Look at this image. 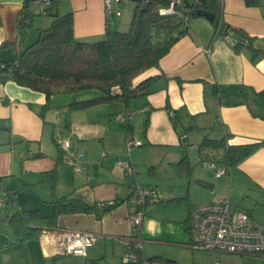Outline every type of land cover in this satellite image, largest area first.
Wrapping results in <instances>:
<instances>
[{"label":"crops","instance_id":"crops-1","mask_svg":"<svg viewBox=\"0 0 264 264\" xmlns=\"http://www.w3.org/2000/svg\"><path fill=\"white\" fill-rule=\"evenodd\" d=\"M26 1L0 0V62L16 61L22 50L31 44L27 42L30 32L21 41L22 30L17 27L18 11ZM38 1H28L34 22L37 10L40 12ZM221 1L222 20L230 28L229 34L214 35L215 26L206 17L199 16L190 20L188 33L178 38L161 58L159 66L146 70L134 80L139 83L149 79L146 89L149 91L139 92L127 103L115 101L81 110H69L67 104L70 101L60 107L52 105L56 93L49 97L46 105L44 93L12 80L0 82V175L7 177V187L13 188L14 192L18 186L24 188L20 190L22 193L16 201V210L12 208L17 197L0 210V264H45L54 256L51 244L42 236L44 230L36 239L19 242L7 222L9 216L18 210L36 209L42 215L52 212V208L51 212L49 210L52 207L49 203L52 199L51 187L43 176L46 171L57 170L56 196L76 195L77 191H87L90 186L93 198L87 197L93 201L91 204L103 200H125L122 198L125 187L121 191L117 184V169L114 166L109 168L102 153L119 158L117 155L124 147L127 128L126 120L118 119L117 116L130 110L133 111L129 120L130 133L142 141L139 146H143L137 150L141 152L140 155L136 150L132 154L131 161L135 167L141 165L142 156L148 152L161 151L165 158L168 157L167 166L175 164V161L180 167L188 164L192 167L190 175L184 167L181 170L190 181L202 180L211 186L207 188L210 189L208 193L190 187L192 191L185 195L191 202L190 206L227 199L235 208L247 211L255 220L264 224V103L257 99V93L264 90V57L253 62L250 51L245 47L236 51L231 42L234 40L235 43H242L239 33L234 31L238 29L251 38L254 48L264 50V0H257L254 5L246 4L245 0ZM51 11L56 14L72 13L74 36L78 41L102 39L107 26L114 30L126 27L118 19L121 13L119 16L111 14L106 17L103 0H61L52 4ZM130 11L132 13L131 8ZM41 28L45 26H36V37ZM214 87L229 93L226 94L229 104L221 102ZM116 123L121 124L125 130L117 127ZM225 133L230 134L228 144L260 145L238 165L228 168L226 173L216 176L213 170L215 179L207 178L196 170L186 146L190 143L197 159H202L203 153L198 151L201 140L205 136L220 138ZM183 134L186 138L181 143L180 136ZM62 140L68 141L70 152L83 153L78 164L92 168L90 173L88 170L76 171L62 159L64 153L59 147ZM182 158L184 161L180 163ZM90 181L94 182L91 184ZM134 186L130 187V193ZM171 191L168 189L169 193ZM25 194L27 196L23 197ZM192 195L198 202L191 201ZM119 204L104 213L100 220L93 214L61 215L57 228L87 230L99 234L105 223L104 215L113 212ZM186 219H169L174 225L169 230L161 228L158 233L152 231L153 220L142 219L141 234L146 239L156 236V233L172 239L170 231L174 227L172 234L175 240L189 248L187 243L190 237L184 222ZM154 244L158 245L159 250L147 257L142 247V257L167 259L163 254V245L155 240ZM88 249L84 256H71L76 260L86 258L90 254ZM208 253L210 260L217 256L221 264H237V256L264 259V256L248 254Z\"/></svg>","mask_w":264,"mask_h":264},{"label":"trees","instance_id":"trees-1","mask_svg":"<svg viewBox=\"0 0 264 264\" xmlns=\"http://www.w3.org/2000/svg\"><path fill=\"white\" fill-rule=\"evenodd\" d=\"M28 1L22 5L17 16V27L22 30L21 41L27 38L34 27L33 14L28 8ZM60 1L52 0V3ZM132 1L134 6L128 29L120 31L107 26L103 38L93 42L78 41L75 38L71 12L56 14L50 10L49 15L53 16L50 24L38 29L36 39L22 50L16 61L0 62V82L12 80L19 85L40 91L46 96V105L49 97L58 91L96 90L99 92L93 98L70 102L67 104L69 110H81L115 101L127 103L139 92H148L149 90L146 89L149 79L139 83H135L134 80L146 70L159 66L161 58L178 38L188 33L189 23L186 24L180 15L182 7H178L179 9L173 14L160 13L159 10L167 7L172 0ZM182 2L190 20L202 16L200 12L212 14L214 15L212 20L215 26L214 35L229 34L230 28L222 20L221 0H182ZM245 2L248 5H254L257 0H245ZM234 31L239 33L242 40V43L233 45L236 51L245 47L250 51L253 62L264 57V50L254 48L248 35L238 29ZM214 91L219 98H223L221 102L230 103L226 97V94H229L226 90L214 87ZM257 99L264 103V90L257 93ZM129 120L126 121L127 134H131ZM229 138L228 133L220 138L205 136L198 144V151L203 153L201 158L230 168L250 156L260 145V143L228 144ZM39 155L41 153L34 156ZM61 157L64 160V156ZM183 161L184 158L180 163ZM184 165L187 174L190 175L192 167L188 164ZM43 176L50 183L52 199L49 203L52 205V212L42 215L36 209H28L12 213L7 222L19 242L36 239L45 229L57 228L58 218L61 215L93 214L97 220H100L104 213L110 212L122 202L112 199V204L103 206L98 202L88 203L71 194L56 196L54 191L57 170L46 171ZM6 179V176L0 175V196H5L6 204H8L13 201L15 193L13 188L7 187ZM107 201L110 200L102 202ZM192 206L189 205V210ZM184 222L188 229V217ZM58 256L60 255L55 254L51 258L52 264ZM137 256L138 262L144 259H160L165 263L174 262L158 257L143 258L140 251H137ZM87 262L86 264H96L95 260Z\"/></svg>","mask_w":264,"mask_h":264},{"label":"rangeland","instance_id":"rangeland-1","mask_svg":"<svg viewBox=\"0 0 264 264\" xmlns=\"http://www.w3.org/2000/svg\"><path fill=\"white\" fill-rule=\"evenodd\" d=\"M133 6L134 2L132 0H122L120 5L121 16H119L118 19L121 20V24L122 22H124L126 27H123V29H120V31H126L128 29L130 22L129 18H131L130 8L132 10ZM37 11L38 12L34 22V27L31 29L29 37L27 39L28 44L32 43L36 38V26L46 27L49 24L50 20H52L53 18L52 15H44L41 14L39 10ZM55 93L56 94L53 95V99L51 102L52 105L55 104L59 107L69 101L72 102L74 100L89 99L99 94V92L96 90L77 92L61 91ZM51 110H53V108H51ZM54 112H56V110H54ZM120 125L121 124L116 123L117 127H119ZM179 128L183 130V128H181L180 126ZM120 129L125 130L123 126L122 128L120 126ZM142 147L143 146L134 147L131 151H128L125 140L124 147L121 149L120 154L117 155L119 157L118 159L115 155L111 156L106 152L102 153V156H105L104 160L109 163V168L111 166H114L115 169H117V184H119L118 186L121 191H123L125 187V192L122 195V198H124L125 200L119 204V206L116 208L117 210L115 209L110 214L104 215L105 223L103 229L100 230L101 233L99 232L96 243L90 246L91 248L89 247L88 249V252L90 254L92 253L93 255L89 254L90 257H81L78 258V260H76V258L71 255H60L56 258L53 264H86L85 262H89L90 259L95 260L94 263L96 264H123L125 262L124 256L130 251V249L126 244L122 242L123 239L120 238L130 235H139V239L142 240V247H144V254L147 257L151 256L154 252H157V250H159V248H157L158 245L154 244V240L157 241V243H161L164 247L162 250L165 258L175 261V263L168 262L167 264H205L207 262H214L219 259L217 256H215L210 260L208 251L203 252L182 246V244L178 240H175V237L172 234L174 233V227L172 228V231H170L171 235L173 236L172 239H166L165 237H161V235H157L161 228L169 230V228L174 225L169 221V219H174L177 221L179 219L182 220L188 217L187 207L191 204V202L189 203V199L188 197H185V195L190 192V187L192 188V190L194 189L195 191H204L205 193H208L210 189L198 185L196 183V179L190 181L184 175L183 170H181L182 166H177V161L174 162L175 164L167 166L166 161L168 157L165 158L164 153L161 151L148 152L147 155L142 156L143 162L141 163V165L139 167H135L133 162L131 161L132 154L134 150L137 151ZM186 149L188 151L189 158L192 160V163L197 167L196 170L208 176L207 178L215 179L214 171L207 166L208 160L197 159V154L194 152V148L191 147L190 143L187 144ZM140 153L141 152L137 151L138 155H140ZM81 160L82 158L80 159V161ZM126 162L131 163L133 171H127L124 168L123 164ZM150 164H152V166ZM80 166L83 170H88L89 173L91 172L92 168H86V166L83 167L81 164ZM93 182L90 181L91 184ZM123 184L124 186H122ZM133 184H139L142 187L145 186L148 188H153L157 192V197L149 201L143 208V220H153L154 225L152 227V231L157 232L156 236H150L149 239L143 238L140 227L135 228L129 222V217L135 210V203L132 202L130 193V187H132ZM78 188L82 189L83 186H79ZM23 189L24 188L21 186L15 188L14 198L16 199L17 197V199L15 200V205L12 210L17 209L16 201H18V197L21 196L20 193L22 192H20V190ZM87 189V191H77V194L74 196H82L85 199L88 198V200H86L87 202H93L89 201V197H87V195L92 197L93 194L90 195L92 189L90 188V186ZM168 189H172V191L169 193ZM26 196L27 194L23 195V197ZM185 198L187 199L185 200ZM196 200L197 199L195 198V196L192 195L191 201L194 203L198 202ZM51 208L52 207H50L49 209L50 212ZM125 214L127 215V217H125ZM175 230L177 231V229ZM92 256L95 257L91 258ZM237 258H239L237 264H264V259L261 258L248 256H245L243 258L237 256ZM45 264H52V260H49Z\"/></svg>","mask_w":264,"mask_h":264},{"label":"built area","instance_id":"built-area-1","mask_svg":"<svg viewBox=\"0 0 264 264\" xmlns=\"http://www.w3.org/2000/svg\"><path fill=\"white\" fill-rule=\"evenodd\" d=\"M122 0H103V7L108 18L109 15H120V3ZM41 14L49 15L52 0H39ZM182 7L180 15L184 22L188 24L190 19L186 15L187 9L183 8L182 0H172L167 7L161 8V14H173ZM235 44L234 40H231ZM223 100V98H220ZM133 111L118 115V119L128 121L132 117ZM186 135L180 136L181 143H184ZM141 141L135 139L131 134L126 135L127 150L141 145ZM61 151L64 153V160L68 162L74 170L84 171L78 164L82 153H73L68 150L69 143L62 140L59 143ZM210 169L215 171L216 176L227 172L225 166H218L214 161H207ZM127 171H133L129 162L123 164ZM157 197V192L153 188L142 187L136 184L131 192V200L135 203V210L130 215L129 221L135 228L140 227L143 219V208L149 201ZM113 202L99 201V205H109ZM6 205V197L0 196V210ZM188 233L190 240L187 243L189 248L213 252H224L239 255L264 256V224L255 220L247 211L235 208L227 199H218L204 204L193 205L188 213ZM45 236L52 246L53 254L84 256L88 247L96 243L98 234L92 231H77L71 229L57 228L44 230ZM130 251L124 256L126 264H167L160 259H144L138 262L137 251L142 250V240L139 235L121 237ZM205 264H221L218 261L207 262Z\"/></svg>","mask_w":264,"mask_h":264},{"label":"water","instance_id":"water-1","mask_svg":"<svg viewBox=\"0 0 264 264\" xmlns=\"http://www.w3.org/2000/svg\"><path fill=\"white\" fill-rule=\"evenodd\" d=\"M199 14L202 15V16H204V17H206L209 21H212L213 18H214V15H212V14H208V13H206V12H202V13L200 12ZM196 183H197L198 185L204 187V188H210V187H211V186L208 185L205 181H202V180H196Z\"/></svg>","mask_w":264,"mask_h":264}]
</instances>
